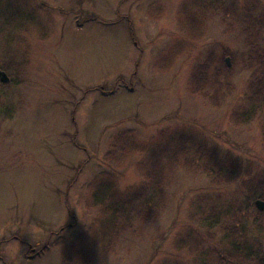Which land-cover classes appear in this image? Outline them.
<instances>
[{
	"label": "rangeland",
	"instance_id": "374dc122",
	"mask_svg": "<svg viewBox=\"0 0 264 264\" xmlns=\"http://www.w3.org/2000/svg\"><path fill=\"white\" fill-rule=\"evenodd\" d=\"M223 1L230 12L213 6L199 31L189 25L200 14L193 0H0L22 25L0 22L10 79L0 82V264H204L209 249L222 257L212 264H252L228 257L222 228L264 244L252 224L262 214L237 181L213 187L202 169H176L155 217L133 218L114 252H102L93 221L97 202L142 181L138 162L161 132L264 171L262 116L236 118L248 79L264 76V0ZM208 54L218 105L192 92L191 72ZM199 200L203 216L207 200L217 207L208 227L193 215Z\"/></svg>",
	"mask_w": 264,
	"mask_h": 264
},
{
	"label": "trees",
	"instance_id": "16d2710c",
	"mask_svg": "<svg viewBox=\"0 0 264 264\" xmlns=\"http://www.w3.org/2000/svg\"><path fill=\"white\" fill-rule=\"evenodd\" d=\"M193 1V4L198 9L200 7L199 15L190 14L189 25H194L193 27L196 28L195 30L200 31L202 23L205 24V13L212 9L213 6L221 9L223 15L230 12V8L224 5V1L221 4V0ZM231 3L234 4L230 2V5ZM2 9H0V22H2L4 26L21 29L22 25L16 24L17 18L15 16H8L6 11H2ZM247 17L250 18L249 16ZM243 20L246 21L245 19ZM255 22L256 18L249 20V23ZM4 29L9 30L8 28ZM222 54L224 55V52ZM212 60V54H208L207 59L197 63L191 72L190 79L193 93H199L201 97L206 98V102L209 104L218 105L219 101L217 95L221 88V83L217 79L219 68L215 69L214 76L209 73ZM219 62L223 69L227 68L225 59L219 57ZM219 62L217 59V63ZM0 68L6 69L2 64ZM246 87V100L248 102H246V106H243L245 110L239 111L236 118L237 121L241 123H247L257 115L262 116L259 120H263L260 121L259 124L262 142L264 143V76H251L247 81ZM159 136L160 142L158 141L156 147L152 149L149 148L146 157H143L138 162L140 167L137 166V169L139 170L142 181L126 189L124 192L120 190L110 192L106 196V201L103 204H101L100 201L95 204L97 214L93 221L98 222L96 223L99 227V238L97 241L104 253L115 251V244L114 248L110 247L113 244V238L115 236L117 238L124 233L126 228H130L133 218L144 221L155 217L159 203H161L164 198V187L169 184L175 170L178 168H182V170H187L188 172H194L199 169L204 170V172L209 174V185L213 187L237 181L242 195L251 198V200H264V171L260 172L263 169H258L252 174L251 169L255 168V166L251 160L235 156L228 151H223L218 155L213 147L197 140L190 134L180 133L171 137H163V132H161ZM120 142L121 137H117L115 143L111 144L110 151H115V153L120 152L121 145H125V143ZM126 193H129V195ZM201 200L198 202L199 214L194 212L193 215L200 218L199 221L203 226L208 227L207 224L215 223V219L217 218V207L207 200L206 212L208 213L206 216H203L204 211L203 207H201ZM256 210L258 209L256 208ZM132 211L134 213H132ZM257 213H261L262 215L261 217L256 216L257 219H255L252 224H254V227L264 240V209L258 210ZM222 230L226 233L224 234V238L231 246V255L227 253L229 258L235 257L241 263L244 261H251L252 264H264V244L256 239H249L243 231L238 230V226L225 227L222 228ZM206 237L207 239L213 238L207 231L205 238ZM248 240H250V242H248ZM198 244L200 245L201 242ZM197 245H195L196 247L194 246L195 250H197ZM209 250V252L206 251L208 254L206 261L208 263L204 264H212L210 258H215V261H221L220 259H222V257L220 254L218 255L215 253L213 249ZM66 257L67 263L70 262L72 257L68 255H66L65 258Z\"/></svg>",
	"mask_w": 264,
	"mask_h": 264
},
{
	"label": "water",
	"instance_id": "95a60500",
	"mask_svg": "<svg viewBox=\"0 0 264 264\" xmlns=\"http://www.w3.org/2000/svg\"><path fill=\"white\" fill-rule=\"evenodd\" d=\"M226 64H228V58H225ZM9 78L6 75V73L0 69V82L6 83L8 82ZM254 205L258 210H263L264 209V200L261 199H256L254 200Z\"/></svg>",
	"mask_w": 264,
	"mask_h": 264
}]
</instances>
